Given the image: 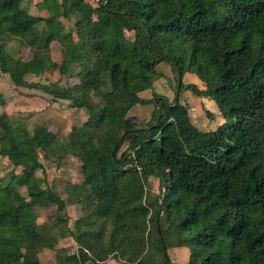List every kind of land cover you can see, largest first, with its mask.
<instances>
[{"label": "trees", "instance_id": "obj_1", "mask_svg": "<svg viewBox=\"0 0 264 264\" xmlns=\"http://www.w3.org/2000/svg\"><path fill=\"white\" fill-rule=\"evenodd\" d=\"M25 1L0 0V77L68 100L88 119L63 141L44 124L0 116V156L14 168L0 177V264H42L46 249L65 264H177L172 247L190 249L188 264H264V0H39V14ZM10 38L31 49L29 60L5 49ZM56 38L59 74L77 78L75 89L30 81L52 70ZM162 63L177 79L174 99L144 98ZM186 74L204 88L184 84ZM183 90L212 99L225 122L198 129ZM139 105L154 107L145 124L129 117ZM48 141L59 162H81L82 182L68 185L81 207L73 226L56 186L38 182ZM153 176L157 198L148 197Z\"/></svg>", "mask_w": 264, "mask_h": 264}, {"label": "rangeland", "instance_id": "obj_2", "mask_svg": "<svg viewBox=\"0 0 264 264\" xmlns=\"http://www.w3.org/2000/svg\"><path fill=\"white\" fill-rule=\"evenodd\" d=\"M39 0H26L23 7L35 14L40 11L34 6ZM90 4L97 6L98 0H86ZM95 18L98 15L95 14ZM66 28H74V20H62ZM0 30L2 27L0 25ZM55 35L57 33L55 32ZM5 49L17 59L27 61L31 58L32 51L21 43L18 38H10L2 41ZM51 57L55 62L52 70L43 76L30 77L32 82H41L43 84L58 83L60 86L75 89L79 82L77 78L72 76H60L59 65L62 63V45L58 38L54 40L51 46ZM158 71L161 72L160 78L151 91L142 94L144 98H151L153 92L168 97L173 100L176 93L177 79L172 71V68L167 64H160ZM184 84H196L200 88H204L203 83L194 74H186L183 78ZM183 104H187L190 109V116L193 124L201 131L216 130L225 122L220 114L217 104L210 98L207 103L203 97L195 96L189 90H183L181 93ZM154 107L152 105H139L129 112V117L145 124L152 118ZM6 113L13 121L22 120L26 122L30 129L38 124L46 125L59 139L65 140L73 127L81 126L88 119L85 111L74 109L70 106L68 100L55 101L50 95L41 91L17 88L12 83L7 75L0 77V116ZM49 141L40 150V160L44 168L37 172L38 182L42 189L56 186L60 196L68 205V212L72 219L78 218L81 215V207L78 205V194L70 190V183L82 182L81 162L74 156H69L61 162L57 159V153L51 151L48 147ZM127 145L122 150H126ZM14 170L11 163L4 156H0V177L6 182V179ZM17 171H20L18 169ZM148 197L157 198L160 195V181L157 177H150L147 185ZM55 207L44 208L39 210V223L49 224L50 217L54 215ZM75 222V221H74ZM74 222L72 223L74 225ZM71 223V222H70ZM72 225V226H73ZM62 245L67 249L78 248L71 238L60 236ZM72 251V250H71ZM73 252V251H72ZM169 254L177 264H188L190 249L182 247H172L169 249ZM45 264H55L53 253L45 257Z\"/></svg>", "mask_w": 264, "mask_h": 264}, {"label": "crops", "instance_id": "obj_3", "mask_svg": "<svg viewBox=\"0 0 264 264\" xmlns=\"http://www.w3.org/2000/svg\"><path fill=\"white\" fill-rule=\"evenodd\" d=\"M36 3V2H35ZM204 99H205V101L207 102V103H213V102H210L209 100H207V97H203ZM79 205V204H78ZM79 207H80V205H79ZM49 208H51V207H49ZM67 208H68V205H67ZM69 213V212H68ZM70 215V217L72 216L71 214H69ZM81 216V215H80ZM79 218V217H78ZM78 218H73L72 219V217H71V223H70V226H72L73 224V222L76 220V219H78ZM60 236H64L65 238H69V237H67V236H65V235H60ZM70 239V238H69ZM73 242H74V240L73 239H71ZM75 243V242H74ZM59 245L61 246V247H65L64 245H62V242H61V239L59 238ZM67 247V246H66ZM65 247V248H66ZM72 251V253H77L78 252V248H73V249H71ZM50 253H53V258H54V263L55 264H65L64 263V259H65V256H61V255H58L55 251H53V250H49V249H46L45 251H43L41 254H40V260H41V263L42 264H45V257L47 256V255H49ZM170 253V252H169ZM70 264H75V263H70ZM97 264H123L122 262H119L118 260H116V259H109L108 261H106V262H102V263H97Z\"/></svg>", "mask_w": 264, "mask_h": 264}]
</instances>
